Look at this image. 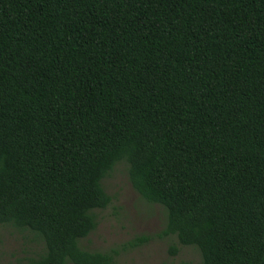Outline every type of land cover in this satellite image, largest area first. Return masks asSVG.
<instances>
[{
  "label": "trees",
  "instance_id": "16d2710c",
  "mask_svg": "<svg viewBox=\"0 0 264 264\" xmlns=\"http://www.w3.org/2000/svg\"><path fill=\"white\" fill-rule=\"evenodd\" d=\"M120 161L201 264H264V0H0V224L45 244L17 264H120L81 244Z\"/></svg>",
  "mask_w": 264,
  "mask_h": 264
},
{
  "label": "rangeland",
  "instance_id": "374dc122",
  "mask_svg": "<svg viewBox=\"0 0 264 264\" xmlns=\"http://www.w3.org/2000/svg\"><path fill=\"white\" fill-rule=\"evenodd\" d=\"M103 185L112 202L97 210V228L81 240L84 248L116 250L120 264H201V253L195 246L181 244L176 235H161L166 224L165 209L158 203L147 202L133 188L127 162H118L103 179ZM139 236L150 239L132 245ZM172 245L178 247L175 254L170 251ZM44 248V242L30 230L0 224V264L27 261L39 256Z\"/></svg>",
  "mask_w": 264,
  "mask_h": 264
}]
</instances>
